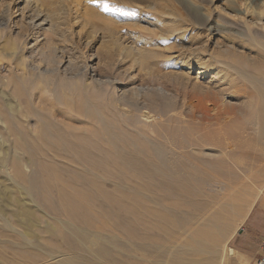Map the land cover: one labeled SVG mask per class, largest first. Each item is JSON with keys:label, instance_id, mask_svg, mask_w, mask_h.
I'll list each match as a JSON object with an SVG mask.
<instances>
[{"label": "rangeland", "instance_id": "374dc122", "mask_svg": "<svg viewBox=\"0 0 264 264\" xmlns=\"http://www.w3.org/2000/svg\"><path fill=\"white\" fill-rule=\"evenodd\" d=\"M55 1L27 51L0 36V264L91 244L129 264L219 213L227 263L257 264L239 241L264 194V0Z\"/></svg>", "mask_w": 264, "mask_h": 264}, {"label": "bare ground", "instance_id": "6f19581e", "mask_svg": "<svg viewBox=\"0 0 264 264\" xmlns=\"http://www.w3.org/2000/svg\"><path fill=\"white\" fill-rule=\"evenodd\" d=\"M55 4H58L55 0H0V36L8 38L12 35L15 36V38H11L15 48L22 52L27 51V48L30 47V39L34 40V44H37L39 41L37 37L33 39L30 35L54 28L53 23L56 13H58V11L52 9ZM158 14L161 17L165 15V13L163 15V12ZM24 31H28L29 35L26 34L24 36ZM20 38H23V40L18 42ZM113 44L114 43H111L112 46ZM149 57V54H145L139 58V62L147 65L149 63ZM206 69L207 67L202 66L198 72V77L201 74L207 73ZM12 72H14V70H12ZM145 115L149 116V113ZM6 162V158L1 159L0 168L7 169ZM161 166L163 167L164 164L162 163ZM169 179V175H166L164 178V180ZM251 208L252 206L245 212L241 222L244 221ZM5 224L6 226H10V223L7 221ZM205 224L209 226L210 229H206L207 232L204 235L198 236L194 231L195 234L192 232L188 241H184L178 245H167L154 242L150 244L146 243L139 248L138 245L133 242L131 250L127 252L129 264H228V246L224 247L221 251H219L218 248V243L221 238L227 237L228 227L226 225V218L223 217L222 213H219L205 221ZM73 230L75 234L85 235V231L80 227L74 226ZM63 233H61V235L65 241L66 236ZM24 238L27 240L28 244H34V241L25 236ZM74 243L77 245L76 241ZM95 244L96 243H94V245ZM99 246L100 247L96 250L92 248V244L87 246L88 257L86 259L67 257L62 260V264H123L119 262V258L111 255V252L105 246ZM232 254L244 256L235 250H232ZM99 255L106 256L110 258L109 260L111 261L105 258L102 259ZM60 256L65 257L66 254L61 253Z\"/></svg>", "mask_w": 264, "mask_h": 264}, {"label": "crops", "instance_id": "0c3cea01", "mask_svg": "<svg viewBox=\"0 0 264 264\" xmlns=\"http://www.w3.org/2000/svg\"><path fill=\"white\" fill-rule=\"evenodd\" d=\"M246 218L248 229L240 232L242 238L239 244L244 248L252 247L259 256H264V194L259 196ZM239 250L244 249L240 247Z\"/></svg>", "mask_w": 264, "mask_h": 264}, {"label": "built area", "instance_id": "2783aa9c", "mask_svg": "<svg viewBox=\"0 0 264 264\" xmlns=\"http://www.w3.org/2000/svg\"><path fill=\"white\" fill-rule=\"evenodd\" d=\"M257 264H264V257H262L261 259H259V260L257 261Z\"/></svg>", "mask_w": 264, "mask_h": 264}]
</instances>
